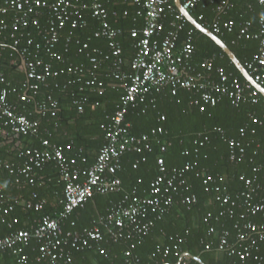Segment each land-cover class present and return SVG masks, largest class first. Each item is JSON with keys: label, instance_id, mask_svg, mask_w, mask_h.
Returning <instances> with one entry per match:
<instances>
[{"label": "built area", "instance_id": "2783aa9c", "mask_svg": "<svg viewBox=\"0 0 264 264\" xmlns=\"http://www.w3.org/2000/svg\"><path fill=\"white\" fill-rule=\"evenodd\" d=\"M200 2L201 0H184L182 3L184 9L191 13ZM256 2L261 7L256 28L253 21H245L239 28L237 39L259 41L258 51L247 59L245 67L257 83L264 85V2ZM131 3L139 7L137 12L143 16L144 24L131 31V36L135 39V55L130 71L127 72L124 69L125 59L119 39L121 32L112 24L105 0H50L48 26L42 31L43 41L40 43H35L29 34L18 30L26 29L33 17L38 18L41 15L46 1L0 0V30L6 29L7 20H10L18 33L11 34L14 45L19 46L26 39L27 48L35 46L33 56L22 60L27 74V80L22 87L25 90L23 93L16 87H9L0 61V83L7 84L0 90V137L7 140L11 136H29L40 143L38 146H21L19 157L23 159L22 164L4 160L0 166L10 174H17L16 181L19 184L34 186L39 171L47 164L54 163L64 184L59 209L33 219L27 227L19 228L17 226L20 218L11 215L17 208L42 212L48 200L37 191L31 192L27 198L8 195L5 192L6 186L0 183V264H72L75 251L96 247L105 253L101 244L109 239L114 242H128L129 246L123 254L124 264H138L140 258L134 251L156 223L174 205L190 207L198 202L197 194L188 183V175L191 173L203 178L206 191L216 193L221 204L220 210L209 211L203 218L209 226L208 235L217 238V254L235 257L242 262L253 259L264 264V200H257L258 191L263 186L260 172L264 170V162L255 166L251 175L240 176L244 188L240 198L235 199L225 193L227 186L224 184V177L211 173L207 168H201L198 159H188L180 166H167L163 154L169 149L171 141L168 140L169 130L160 123L166 120L165 115L159 117L160 124L141 135L132 132V123L127 120L128 114L135 108L141 107V111L146 113L149 105L155 104L156 99L152 96L154 91L166 87H170L174 94L179 89L191 91L194 95L192 104L204 102L211 106L218 105L224 98H228L234 106L244 102L256 104L259 101V90L247 80L241 81L224 66H217L213 58L204 60L199 69L193 65L196 28H187L189 21L172 0H131ZM234 7L231 0H222L217 4L216 11L219 15L212 23L215 34L234 31L236 20L223 18ZM87 16L98 23L95 37L107 41L108 51L102 55L100 47L91 48L89 42L78 39L80 52L86 53L91 67L86 69L83 65L69 64L62 69H56L53 61H65L63 54L55 53V47L60 41V30L69 22L73 29L84 26ZM204 18V14L199 15L200 20ZM38 22L35 20V23ZM183 32L184 38L181 36ZM71 37L72 33L67 47L71 43ZM27 48L22 54L28 52ZM41 50L52 55L51 61L39 56ZM104 62L110 64L111 75L116 85L124 89V94L111 121L103 125L105 143L96 161L83 169L78 165L77 157L69 156L63 145L43 136L40 121L21 112V108L23 104L33 100L42 85H48L49 79L57 78L63 73L83 75L87 70L90 76L82 82L86 86H103L96 71ZM78 81L72 80L73 83ZM10 95H17L18 101H11ZM36 108L43 116L56 117L59 101L53 95H48L37 102ZM216 130L224 133L220 127ZM240 133L245 137L247 129L241 128ZM227 142L230 160L245 156L246 147L242 140L230 138ZM156 146L161 152L157 162L158 174L151 181L148 191L139 195L134 190L125 195L120 201L114 202L107 215L101 218V222L111 228L109 237L104 236L97 222L83 229H64V221L76 210L84 208L95 195L124 190L123 180L118 174L123 169V158L126 154L140 155L133 162V168L138 169L141 163L147 161L144 153L153 152ZM190 153L186 149L182 154L189 156ZM86 161L87 158L82 157V162ZM227 216L239 219L234 237L229 229L218 231L213 225L216 222L221 223L222 218ZM255 217L262 220L258 221ZM71 225H75V222L72 221ZM185 240V236L177 235L170 242L157 245L153 257L158 259V264H187L190 255L181 248ZM202 243L205 244V241ZM206 248L210 249L211 244L206 243ZM177 258L178 261H171Z\"/></svg>", "mask_w": 264, "mask_h": 264}, {"label": "trees", "instance_id": "16d2710c", "mask_svg": "<svg viewBox=\"0 0 264 264\" xmlns=\"http://www.w3.org/2000/svg\"><path fill=\"white\" fill-rule=\"evenodd\" d=\"M46 1V5L41 9V15L38 18H32L30 25L24 30L35 41L40 43L43 41V30L48 26V18L50 11L48 5L50 0ZM184 0H182L183 2ZM222 0H201L191 14L204 26L213 31L212 23L218 17L216 6ZM235 7L226 15L225 19L234 18L236 26L233 32L218 34V36L231 48L236 56L245 65L247 59L251 58L259 49V41L255 39H237L239 28L242 23L247 20L256 23L261 7L256 0H231ZM175 4V1L172 0ZM105 5L110 11L112 24L120 29V41L123 48V56L125 59L124 69L129 72L130 64L135 55L134 42L135 39L131 36V31L134 28H141L144 24L143 16L138 14L139 7L133 5L131 0H105ZM252 6L253 8H251ZM116 13V16L114 14ZM204 14V20L199 19V15ZM35 20L39 21L35 23ZM86 24L73 29L70 22L60 30V41L55 47V53L63 54L65 61H53V66L56 69H62L69 64L83 65L87 68L91 67L85 52H80V45L77 40L89 42L90 47H100L106 49V40L95 37V31L98 28V23L95 19L87 16ZM7 28L0 30V60L5 76L10 83L9 87H17L23 93L22 88L27 80V74L22 66V60L32 57L35 52V46L26 47V39L19 46L14 45V40L11 38L12 33H17L13 28L10 20H7ZM1 26V25H0ZM189 22L187 28H192ZM72 33L71 43L68 47L67 41ZM18 34V33H17ZM182 38L185 37V32L182 33ZM195 53L192 63L199 69L201 63L209 58H213L218 65L224 66L228 72H232L241 81L246 79L237 69L235 64L223 49L215 43L207 35L195 29ZM235 41V42H234ZM27 48V53L22 54ZM101 55V54H96ZM39 56L47 61H51V54L41 50ZM16 60H18L16 62ZM109 64L108 62H104ZM105 66V64H103ZM101 65V68L104 66ZM101 68L99 70H101ZM85 69V70H86ZM96 71L98 79L103 81V86L94 84L86 86L82 81H85L90 75L87 70L83 75L63 73L57 78L49 79L48 85H42L39 93L33 98L30 103L23 104L21 112L28 114L31 107L36 105L38 101L46 98L48 95H53L59 101V111L56 117L44 116L48 118L49 123L42 121V129L49 127L54 128L57 125L61 126V131L67 132L66 137L59 139L58 143L63 145L66 150V145L69 141L74 142L73 152L66 153L69 156H75L78 159V165L85 169L91 166L95 161L91 157L89 151L102 147L105 143V132L103 125L111 121L114 115L117 104L122 95L113 89V86H108L113 80L106 77L105 73ZM102 77V78H101ZM214 77V75H213ZM80 79V81H78ZM72 80L78 82L73 83ZM70 81V83H69ZM56 84H59L56 87ZM264 86V85H263ZM81 87L83 89L81 90ZM156 101L155 104H150L146 113L141 111V107L131 110L127 116V120L132 123V132L136 135L149 132L153 127L162 123L169 130L168 140L171 145L167 152L163 154L168 167L180 166L188 159H198L201 168H207L213 174H220L224 177V184L227 186L225 193L232 198H240L244 188V183L240 180V176L251 175L253 168L264 162V96L260 93L259 101L256 104L244 102L239 106L231 104L228 98H224L216 106H211L207 103L198 105L192 104L194 95L191 91L179 89L176 94L170 87L155 90L152 95ZM16 95H10L11 101H16ZM80 101V102H79ZM32 105V106H31ZM95 105V108L92 106ZM165 115L166 120L158 121L159 117ZM37 114L31 115L36 118ZM220 127L224 130L221 134L216 130ZM246 128L245 137L241 136L240 129ZM51 133L50 139L57 142V131ZM254 130L255 132H252ZM51 131V132H50ZM53 132V133H52ZM46 133V132H45ZM50 135V134H49ZM238 139L244 142L246 154L244 157L237 160H230V150L227 139ZM11 146L17 140H24L29 146H38L39 140L34 137L15 138L11 136ZM197 142V143H196ZM201 142L204 144L201 145ZM7 140L0 137V163L6 158L14 160L18 164L23 163V159L19 157V151H6ZM190 150L189 156H184V150ZM147 155V161L140 164L138 169L133 168V162L140 156L136 153H128L123 158V169L119 172V176L123 180L124 190L119 193L99 194L95 195L84 208L76 210L68 220L64 221L65 230L68 229H83L97 222L104 236L109 237L111 228L101 222V218L107 215L112 204L118 202L125 195L136 190L139 195H144L148 191L151 181L158 174V157L161 155L159 147ZM82 157H86L87 161L82 162ZM261 182L263 186L258 191L257 200H264V170L260 172ZM17 174H10L7 169L0 166V183L6 186L5 192L12 191L15 193H25L23 196H29L33 191L39 192L42 196H49V203L44 211L35 212L33 210H22L17 208L11 215L20 218V224L17 226L27 227L34 217H39L43 214L59 209L58 201L56 200L55 191L59 192L58 198L63 197L64 184L61 180V175L58 167L54 163L47 164L38 173L37 183L34 186L30 184H19ZM188 183L193 187V192L198 196V202L195 205L187 207L185 205L176 204L163 219L159 220L152 231L144 238L134 251V254L140 258L138 264H158L157 258L153 257V252L157 245L170 242L177 235L185 236L186 240L181 244L184 253L190 255L187 264H259L253 259L245 262L239 261L235 257L227 255H219L217 257V238L208 235L209 226L203 221L204 215L209 212H217L221 208L218 195L214 192H207L203 183V178L195 173L188 175ZM21 185L22 189H16ZM55 188V189H54ZM57 198V199H58ZM256 220H262L260 217H255ZM74 221L75 225H71ZM238 218L223 217L221 223H213L221 231L229 229L232 237L236 234V224ZM5 231V229H4ZM205 241V244L202 241ZM206 243L211 244V248H206ZM102 248L105 253L99 251L98 248L85 249L84 251L74 252V262L72 264H124L122 256L128 248L129 243L121 240L114 242L113 240H104ZM9 258V255H6ZM197 258H200L198 260ZM171 261H178L171 259Z\"/></svg>", "mask_w": 264, "mask_h": 264}, {"label": "crops", "instance_id": "0c3cea01", "mask_svg": "<svg viewBox=\"0 0 264 264\" xmlns=\"http://www.w3.org/2000/svg\"><path fill=\"white\" fill-rule=\"evenodd\" d=\"M106 49L104 50V49H102L101 48V51H102V55L103 54H105L107 51H108V43H107V41H106ZM1 59V58H0ZM1 61V60H0ZM18 60H16V62H17ZM103 64H105V66L103 65ZM102 65L104 66L103 68H101V70H99L100 71V73H105V75H106V77H103V79L104 78H110V79H112L113 81L110 83L109 82V85L108 86H113L114 88V90L116 89L117 90V92L119 93V94H121L122 95V90L124 91V89L123 88H121L120 86H118V85H116V82H115V79H114V77L111 75V66H110V64H107V63H103ZM24 69V68H23ZM2 71H3V67H2ZM26 71V70H25ZM3 73H4V71H3ZM7 78V77H6ZM102 78V77H101ZM9 83V82H8ZM10 84V83H9ZM8 84V85H9ZM7 86V84H1L0 83V90L2 89V88H4V87H6ZM12 88H15V87H12ZM17 88V87H16ZM18 90H19V88H18ZM20 92V91H19ZM16 97H17V95H16ZM57 99V98H56ZM18 101V99H16V101H13V102H17ZM32 106V105H31ZM92 108H95V105H93L92 106ZM31 111H32V113H33V115H35V114H37L38 116H36V118H34V119H37V120H39L40 121V123H41V127H42V121L44 122V120L45 119H47L45 122H47V123H49V121H48V118H49V115L47 116L48 118H46V117H44L39 111H38V109L36 108V105H33L32 107H31ZM32 113L30 112L29 113V115L31 116L32 115ZM45 118V119H44ZM57 125H54V128H51V127H49V129H52V131L55 133L56 132V130H57ZM60 128H59V131L57 132L58 134H57V142H55V143H58V140L59 139H63L64 137H66V134H67V132H65V131H61L60 129H61V126H59ZM49 129L48 128H46L45 130H43L42 129V135L43 136H47V137H50L52 134L51 133H48V131H49ZM46 132V133H45ZM51 132V131H50ZM52 132V133H53ZM50 134V135H49ZM15 137V136H14ZM16 138V137H15ZM13 142H12V140L11 139H7V148H6V151L10 148V144H12ZM59 144V143H58ZM19 145V146H18ZM21 146L22 147H24V146H29V145H27V143L26 142H24V140H17L16 142H15V144L13 145V146H11V148H10V150H17V151H20V148H21ZM73 148H74V142L71 140V141H69L68 142V144L66 145V151H67V153L68 154H71L72 152H73ZM100 149H101V146L100 147H98V148H95V149H92L91 151H89V154L91 153V157L94 159V161H96V159H97V156H98V154H99V151H100ZM1 155V154H0ZM5 161H12L11 159H8V158H6L5 159ZM12 162H15L14 160L12 161ZM16 189H18V190H21L22 189V187H20V186H17L16 187ZM55 189V188H54ZM8 195H11V196H22V197H24V198H27L28 197V195L27 196H23L22 194H24V195H26L25 193H21V194H17V193H13L12 191H9L8 193H7ZM54 194H56V200L55 201H58L59 203H56V204H58V206H59V208L61 207V205H60V198H58L59 196H58V194L60 195V193L59 192H57V191H55V193ZM46 197V196H45ZM47 198V200H48V204L49 203H51V199H50V197L49 196H47L46 197ZM58 198V199H57ZM47 204V205H48ZM42 216V215H41ZM40 217V216H39ZM36 218H38V217H34V219H36ZM219 255H222V254H217V257L219 256ZM123 256V255H122Z\"/></svg>", "mask_w": 264, "mask_h": 264}, {"label": "water", "instance_id": "95a60500", "mask_svg": "<svg viewBox=\"0 0 264 264\" xmlns=\"http://www.w3.org/2000/svg\"><path fill=\"white\" fill-rule=\"evenodd\" d=\"M174 1L178 9L184 13L189 23L193 25L197 30H199L200 32H202L203 34L207 35L212 40H214L215 43H217L223 49V51L229 56V58L235 64L237 69L242 73L244 78L249 83H251L257 90H259V92L264 96V86L255 81L254 77L249 73L247 68L244 66L241 60L236 56V54L231 50V48L211 29L204 26L189 11L184 9L182 0H174ZM197 259L200 260V258Z\"/></svg>", "mask_w": 264, "mask_h": 264}, {"label": "snow or ice", "instance_id": "6c2138e0", "mask_svg": "<svg viewBox=\"0 0 264 264\" xmlns=\"http://www.w3.org/2000/svg\"><path fill=\"white\" fill-rule=\"evenodd\" d=\"M262 2H264V0H262ZM23 235V234H22Z\"/></svg>", "mask_w": 264, "mask_h": 264}, {"label": "bare ground", "instance_id": "6f19581e", "mask_svg": "<svg viewBox=\"0 0 264 264\" xmlns=\"http://www.w3.org/2000/svg\"><path fill=\"white\" fill-rule=\"evenodd\" d=\"M245 66V65H244Z\"/></svg>", "mask_w": 264, "mask_h": 264}]
</instances>
